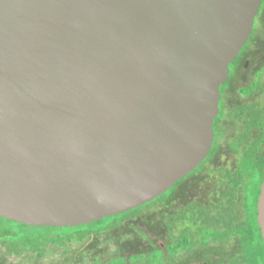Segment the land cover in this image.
<instances>
[{
    "label": "water",
    "instance_id": "water-1",
    "mask_svg": "<svg viewBox=\"0 0 264 264\" xmlns=\"http://www.w3.org/2000/svg\"><path fill=\"white\" fill-rule=\"evenodd\" d=\"M261 0H0V217L78 227L209 155ZM264 238V180L258 201Z\"/></svg>",
    "mask_w": 264,
    "mask_h": 264
},
{
    "label": "flooded vegetation",
    "instance_id": "flooded-vegetation-1",
    "mask_svg": "<svg viewBox=\"0 0 264 264\" xmlns=\"http://www.w3.org/2000/svg\"><path fill=\"white\" fill-rule=\"evenodd\" d=\"M220 95L207 158L174 184L158 211L141 212L151 213L146 221L121 217L137 229L129 244L144 242L148 248L127 254L118 248L109 264H264L258 219L264 180V0ZM227 152L235 156L233 166L221 165ZM138 220L143 227L133 225Z\"/></svg>",
    "mask_w": 264,
    "mask_h": 264
},
{
    "label": "rangeland",
    "instance_id": "rangeland-1",
    "mask_svg": "<svg viewBox=\"0 0 264 264\" xmlns=\"http://www.w3.org/2000/svg\"><path fill=\"white\" fill-rule=\"evenodd\" d=\"M235 163V156L232 152L226 153L221 159V165L233 166ZM172 192L171 190L162 194L159 198L146 203L139 208L133 209L127 213H124L123 217L132 215L133 217H141V221H146V219L151 215L148 212L156 211L160 206H163L170 199ZM148 211L145 213H141ZM158 211V210H157ZM139 213V214H138ZM124 221V220H123ZM121 223V225L114 227L108 232L101 235H91L88 239L81 242H73L67 244V248L62 246H57L51 244L47 247V252L44 258H18L7 255L4 251L0 249V264H109L111 257L115 256L118 252V248L129 251H142L148 248L144 242L143 244L137 242L136 245L129 244V240L136 237L131 235L137 229L134 226H129L126 222ZM141 221L133 222V225L138 227H143ZM114 222L113 217H108L107 220L102 223H98L95 227H102L104 225H112ZM138 237V235H137ZM143 238V237H142ZM139 243V244H138ZM120 253V252H119ZM126 256V255H125ZM158 256L155 253L152 257ZM141 264H148V260L140 262Z\"/></svg>",
    "mask_w": 264,
    "mask_h": 264
},
{
    "label": "trees",
    "instance_id": "trees-1",
    "mask_svg": "<svg viewBox=\"0 0 264 264\" xmlns=\"http://www.w3.org/2000/svg\"><path fill=\"white\" fill-rule=\"evenodd\" d=\"M124 215L113 217L112 225L95 227L107 220L105 218L93 224L78 227H33L8 221L0 217V249L7 255L18 258H44L47 247L51 244L67 248V244L81 242L91 235H101L121 225Z\"/></svg>",
    "mask_w": 264,
    "mask_h": 264
}]
</instances>
